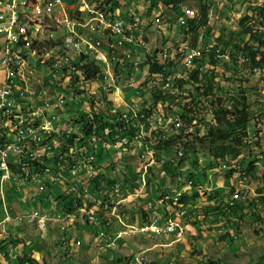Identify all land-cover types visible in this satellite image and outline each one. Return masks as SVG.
I'll use <instances>...</instances> for the list:
<instances>
[{"label":"rangeland","instance_id":"374dc122","mask_svg":"<svg viewBox=\"0 0 264 264\" xmlns=\"http://www.w3.org/2000/svg\"><path fill=\"white\" fill-rule=\"evenodd\" d=\"M117 1L121 9L127 5L132 6L136 3V0ZM221 1L222 6L217 10V18L211 22V26L207 28L206 33H212L217 38H220V41H217V45L221 50H226L225 53L230 54L234 43H238L240 40H247L248 38L245 34H239V27L237 25L239 20L246 14H252V9L255 6L264 4V0ZM221 1L219 0V4H221ZM141 3L147 8L144 16L148 20L156 13L160 12L161 14L160 21L156 25L148 23L149 27L146 28L148 47L150 49L158 52L161 50L160 46H162L170 51H176L178 46L186 42V27L180 23V8L173 9L164 6L159 8L160 4H156V6L152 4L149 7L148 2ZM182 4L197 6L195 0H186ZM21 7L28 6L21 5ZM141 11L142 8H139L138 12ZM101 20H112V12H101ZM40 21L43 25H51V16L47 13H40ZM262 24L263 26L258 27L260 34H264V19L262 20ZM89 32H94L96 35H106V42H103V47L107 48L106 46H108V51L104 50V48L103 51H100V61L108 62L110 60L111 45H113V40L116 39V32L111 30L110 24L97 26L96 23H85L82 26V33ZM227 40L230 42L228 46L225 44ZM30 45L31 48H37L40 53H48L50 39L42 38V43H39V33L31 32ZM216 51H220V49L217 48ZM238 54L241 56V53ZM200 55L191 54L189 68L190 72H192L193 67L194 70L196 68L199 69L201 72L200 76L203 77L207 72L209 73L208 70L211 67L208 64L207 58H199ZM58 56H62V60L67 62L68 67H75L73 53H65V49H58ZM217 56L225 58L224 60H230L231 55L217 54ZM141 57L137 72H134V69L130 67L132 63L129 65L115 64V78L119 80L123 76L124 86L122 91H112L109 86L98 88L95 85H88V94H84L86 99L83 105L73 104L69 107L66 101L55 100V98L60 97L61 91L54 87L51 81L44 80L43 75L38 76L37 79H31V87H40V82L44 80L41 84L40 94H33V102L53 103V108L59 109V113L62 114V121L51 122V129H59V134L63 132V135H70V128L83 127L82 124H75V122H81L83 120L82 116L85 115V113H82L81 107L86 108L89 115L88 118H92L94 113L98 114L97 111L105 112L107 110L108 112L111 111V108L120 112H127L126 104H129V107L137 108L139 111L142 108L150 109L151 116L150 114L144 116L141 113L140 122H147L149 119H155V121L144 126L143 131H140L138 137L134 133H129L128 136L130 137L117 134L113 138L114 140H112L110 133L100 134V141L106 142L105 147L107 148L106 150L103 146L102 154L104 155L102 156L106 157L105 159L110 162L109 165H118L120 163L118 166L123 170V172L116 170V172L121 173V175L118 173V180L115 177L114 179H110V175H104L102 171H107V169L102 170L97 162L100 155L99 152H92V154L85 155L84 157H81L80 153L69 155L72 156L71 164L76 163L72 169H79V166H84L92 172H96L90 177V186H96V180H92L94 176H101L104 180L100 179L101 183H105L108 179L112 180L113 189H122L121 184L123 183V185L127 186V192L128 187L131 186L134 179V174L140 172L138 176L147 175L151 181H146V185L151 184L153 186L150 185L151 190L157 188V186L160 187L153 194L152 198L156 200V205L162 210V213L159 214H164L166 221L175 220V212L172 211V205L169 202H174V204L180 206V198L186 199V204H181V208L185 211L177 217V225H184L180 226L179 229V236H183L180 240H174V237L162 234L154 235L139 232L135 234H123L120 238L116 239L114 248L108 249L109 253L114 254V258L112 257L107 261L105 257L106 250L104 253L101 251L99 256L96 253L95 256L99 257L101 264H134L133 258L137 255H140L145 260L143 264L152 261L157 264H264V193H258V189L264 192V69L254 68L248 65V63L244 64V61H241L239 57L237 62L228 61L229 66L226 68L223 65L224 61H221L216 66L215 71L218 73L223 72L224 77H220L219 80V76L215 72L214 79L219 80L223 91L230 90L233 92L240 88L246 93L250 102V110L253 112V119L247 124L249 131L248 145L242 147L240 154L234 156L233 153H230V156L224 160H212L208 153L209 145L199 144L195 140L196 137H201L206 132V122L210 124L214 123L209 105L211 97L205 99L201 96H195L194 98L195 90L191 84H186L182 89H179V87L177 89L175 85L176 80L186 77L185 71H178L174 76L172 87H168L169 93L166 96L169 98L167 97L161 105L156 103L155 98L159 93L153 84H148L149 79L147 77L149 72L147 64H144L145 60H148L149 57L148 55H142ZM196 58L199 59L194 64ZM176 61L179 64L181 63L180 59ZM48 63L53 68H60V60L57 55H49ZM86 64L84 52H76V67L79 69V67H83ZM99 68L101 69V66ZM126 76L136 77V79L131 82V79ZM228 77L231 79L226 80L225 78ZM7 78L8 85H13V87H8L5 96H8L9 99L12 98L11 103H14V108L29 110V119H37V111L33 110V102L30 101L31 93L23 92L20 100V85H15V82L18 80V70L15 67L7 68ZM60 78L61 71L52 72L53 81H60ZM100 79L98 77L95 80ZM152 81L162 82V74H153ZM131 83L132 85H129ZM62 84L65 87L67 80H64ZM44 88L49 93H45ZM85 90L86 83H75V91ZM65 93H67V90ZM76 101H79V99ZM95 102H98V104ZM183 104L196 109L195 120H192L184 129L181 128L182 121L180 119L181 115H179L181 111L180 106ZM106 107L108 109H105ZM153 110H155V115L152 114ZM7 114L12 120H19L18 110H12L11 114ZM124 115L122 116L126 122H133V114ZM7 118H0V125H7ZM20 124L22 126L26 125L25 128L28 127L29 132H22L23 128ZM10 130L23 133L20 138V145H23V147H27L26 145L30 147L31 145L32 150H42V143L31 141V134L35 138H43V141H53V134L47 133V128L41 124L11 122ZM157 130L164 131L167 134H183L187 137L186 140L182 139L180 142L175 143V145L173 144L163 150L157 146L159 138L153 133H156ZM96 133V126H92V132L89 134L85 133V135L94 136ZM72 137L75 141H83V133L81 131H72ZM126 138H130V142L128 141L127 143ZM0 140V148H5V146L12 147L13 137L0 136ZM98 140L99 137H90L91 144L96 143ZM67 143L61 142V154L53 153L55 157L64 160L63 155L67 156L69 153V149L68 153L64 151L68 146ZM118 145L123 147V151L120 152L112 149L116 152V155L112 152L107 157L106 153L109 149ZM138 145L141 148H138ZM36 156L38 160L44 161L42 164L48 165L49 163L45 160L51 158V151H42L36 154ZM116 157L118 158V162H116ZM251 163H254V165L249 170ZM61 165L59 164V166ZM194 165L196 167H193ZM39 169L38 166L39 182L42 183V176L50 175L51 170L48 173H44L43 170ZM130 173H133L132 176H130ZM30 177L31 174L26 179ZM158 180L160 183H158ZM55 181L57 183L60 182L56 177ZM161 181L165 183L161 184ZM33 183H37V176H35ZM143 183L144 181H142ZM13 186V184H6L3 195L0 196V218L4 217V213H10L11 208L16 210L17 203L7 195L8 193L12 194L11 187ZM65 187L67 188L65 192H73V185L66 184ZM104 187L105 185H101L99 191H94V201H101L102 198H105L104 203H102V211H113L114 198L113 196H108L111 188L104 195ZM203 191H206L207 194L204 195ZM33 192L34 190L31 189V197L36 196L33 195ZM212 192H216L217 194L213 200H209L208 196H213ZM234 193H237V196L232 198ZM67 195H69L67 202L75 203V194L67 193ZM56 197L57 195H53V198ZM54 205L55 203L52 201V208ZM234 205L236 207L229 208V206ZM18 209L22 213L23 210L21 208ZM117 209L119 208L117 207ZM84 210H94V202H85ZM148 210H151V206H148ZM143 211L146 215L143 214ZM143 211L140 208L129 212V209L123 207L121 210H118V213L124 224L138 225L149 219L151 212L144 209ZM145 216L147 217L146 219ZM28 219L30 222L36 221L38 223V214H29ZM42 219H49V213L42 212ZM82 219L87 220V223H95V219H90L89 216H82ZM112 219V226H115V230L111 231L126 229L117 218ZM14 221L12 220V222ZM17 223L19 225L22 221H17ZM73 223L74 225L77 224L76 221ZM98 223L99 225H103L105 221L100 219ZM12 224L4 223L2 226L4 229L6 227L9 229ZM22 224L25 229V222ZM55 224L58 226L59 234L54 236V240L52 241L47 235L41 236L40 231L43 233L47 232V225L45 223H38L40 231L36 228L35 224H29V230L24 237L26 240L30 239L29 243H31V247L40 253V258H42L41 264H92L90 260L95 252L86 258L85 253L88 251H85V249L81 250L76 242L73 243L77 239L67 238V240H62L61 238L64 234L60 232L59 223ZM156 225H158V231H167L169 223H161V218H153V224H145V231H156ZM16 227L14 228L16 229ZM113 234L115 233L109 235L114 236ZM93 236V241L87 242L88 246L92 247L91 252L95 250V247L97 249L98 247L99 249L102 248V241H99L96 235ZM6 239L0 241V249L6 250L8 248L10 251L6 254L2 252L1 257L3 258H6L12 249L10 246L4 244ZM13 240L9 238L8 242L11 243ZM63 246L66 248L61 252V247ZM3 254L5 255L3 256ZM19 259L20 257L15 259L14 263L10 262V264L18 263Z\"/></svg>","mask_w":264,"mask_h":264},{"label":"built area","instance_id":"2783aa9c","mask_svg":"<svg viewBox=\"0 0 264 264\" xmlns=\"http://www.w3.org/2000/svg\"><path fill=\"white\" fill-rule=\"evenodd\" d=\"M195 1H198L197 6L183 5V2L177 6L180 8V23L186 27L188 20L196 17L201 4L206 3L210 5L207 9L206 23L199 27L195 43L193 45L190 43L189 34L187 33L186 42L178 46L176 51H170L160 46L161 50L156 52L148 47L146 28L149 27L148 23L156 25L160 21L161 14L160 12L156 13L148 20L144 16L147 8L141 3L148 2L149 7L152 4L156 6V0H136L134 5H127L123 9H121L117 0H98V2H88L86 0H33V2H28V7H21V0H0V118H6L7 110H18L19 113V120L7 118V125H0V136L13 137L12 147L0 148V159H2L0 188L2 190V187L7 183L14 184L18 191L29 187V191L32 189L36 195L39 193L43 197L55 202L54 213L52 215L49 214V219H42V212L44 211L36 209L25 213H16L14 216L7 213L4 216L2 224L9 223L12 220L27 223L29 214H38V223H45L47 225V232L49 223H59L60 232L65 235L61 239L67 240L66 234L70 231L69 226H72L76 218L82 219V216H89L90 219H95L97 223L101 219L105 221L106 227L111 223L112 218H117L122 223L121 216L116 207L120 203H125L126 197H128V195L124 196L122 189H113V186H111V192H108V196H113V198L118 197V199H114L113 211H102V203H104L105 198H102L101 201H94V191H99V186L105 185V183H101L98 186H90V177L96 172H92L84 166H79V169H72V171H65V164H71V162H66V155H63V168H56L53 161V153H60L61 142H69L68 155L80 153L81 157H84L85 155L92 154V152H99L106 145V142L100 141V134L112 133V129L107 126L102 133L97 132L94 136H86L85 126H83L70 128V135H63V132L59 134V129H51V122H58L63 119L62 114L59 113V109H54L53 103H34L33 94H40L41 84L44 80L51 81L54 87L61 91L60 97L55 98V100L66 101L70 107L73 104H85L86 96L84 94H88V85H95L98 88L109 86L112 91L120 92L124 86L123 76L119 80L115 78V64L129 65L132 63L130 67L134 69V72H137L142 55H148L150 58L149 63L161 66L160 69L154 71L152 74H162V82H153L151 74L148 84H153L158 92H168V87H172L174 76L178 71H185L186 76L190 72L189 59L191 54H202L204 51L214 50V42H217V37L212 33L207 34L206 30L211 26V22L217 18V10L221 8L222 4H219V0ZM139 8H142L141 12H138ZM101 12H112V20H101ZM40 13H47L51 16V25H43L40 21ZM85 23H96L97 26L110 24L111 30L116 32V39L113 40V45H111L110 60L108 62L100 61V51H103V42H106V35H96L94 32L82 33V26ZM31 32L39 33V43H42V38L50 39L48 53H40L37 48H31ZM58 49H65V53L74 54L75 67H68L67 62L62 60V56H58ZM76 52H84L87 69L90 67L91 61H98L99 66H101L100 80L85 81L82 73L76 67ZM216 54L224 53L216 51ZM49 55H57L60 60V68H53L52 65H49ZM239 58L242 60L243 56L239 55ZM177 59L181 60L180 64L176 61ZM149 63L147 64L148 71ZM8 67H15L18 70V80L15 82V85H20V100L23 92L31 93L30 101L33 102V110L37 111V119H29V110L14 108V103L5 101V93L8 87H13V85H8ZM53 71H61L60 81L52 80ZM41 75H43L44 80L40 82V87H31V79H37ZM133 78L134 80L136 79V77ZM64 80H67L65 87L62 84ZM77 82L86 83V90L75 91V83ZM66 90L67 93H65ZM44 92L49 93L46 90ZM77 99L79 101H76ZM95 103L98 104V102ZM81 109L83 110L82 113L88 116L86 108L81 107ZM114 110L111 108V111ZM111 111H105V113L110 115ZM181 113L182 110L179 115ZM124 114H133L132 125L124 126L126 130L124 134L127 136L129 133H134L138 137L140 131H143L144 126L155 121V119H149L147 122H140L141 112L134 107H132V111L122 112V115ZM152 114L155 115V110H153ZM11 122L41 124L47 128V133L53 134V141H43V138H35L31 134V141L42 143V150H31L29 149V145L27 147H20V138L23 133L10 130ZM91 126L96 125L94 123ZM72 131H81L83 133V141L73 140ZM90 137H99V145H90ZM128 141L130 142V138H127V143ZM139 146L138 148H141ZM112 149L120 152L123 151L121 145L111 148V153L114 152L116 155V152ZM42 151H51V161L48 162L51 166V174L58 181L67 182V185H73V192H65V189H49L46 184L39 182V173H35L37 183H31V185L22 184L21 174L28 173V170H33L24 165V158L34 159L35 154ZM12 161H20V168H12ZM118 165H109L111 170L107 171L110 172V179H114V166ZM102 172L104 175L106 174V171ZM124 190L126 192L127 188ZM51 191H60V195H64L65 197L61 200L51 198ZM67 193L75 194V203L67 202ZM236 196L237 193H234L232 198ZM57 201L58 203H56ZM85 202H94V210H84ZM171 205L172 211L175 212V220L173 221H166L164 214L160 215L156 210V212H153L154 207L151 206V210H148L151 213L146 222L143 221L138 225L122 223L126 229L109 233H115L113 234L114 236L109 235L106 229L100 228L96 230L94 235H99V241H102V248L100 250L107 251L110 248H114L116 239L120 238L123 234H135L138 232L154 235H170L174 237V240H180L183 236H179V229L180 226L184 225H177V217L183 213L182 206L174 207L177 205L174 202ZM153 218H161V223H170V231H158V225H156V231L146 232L145 224H153ZM3 235L4 230L0 227V241L5 239ZM46 235L41 234L43 237ZM74 242L78 245L80 244L78 239ZM0 252L1 255L2 249ZM112 257L114 258V254L106 252L107 261ZM19 260L16 264H27L26 258ZM133 260L134 264H143L145 261L140 255L135 256ZM95 264L101 263L96 259Z\"/></svg>","mask_w":264,"mask_h":264},{"label":"trees","instance_id":"16d2710c","mask_svg":"<svg viewBox=\"0 0 264 264\" xmlns=\"http://www.w3.org/2000/svg\"><path fill=\"white\" fill-rule=\"evenodd\" d=\"M164 7H171L176 9L178 4L185 1V0H160ZM210 5L209 4H201L200 10L197 12L196 17L190 18L187 22L186 27L188 29L185 30V33L189 34L190 43L193 45L195 43L196 35L198 33L199 27L205 25L207 20V9ZM264 19V4L255 6L252 9V14L244 15L238 22L239 27V34H245L248 36L247 40H240L238 43H234L232 45L230 60H223L222 58L217 57L215 50L204 51L200 58L206 57L208 60V64L210 65L211 69H209V73L207 72L203 77L200 76L201 72L199 69H193L192 72L187 74L186 77H183L178 80V87L182 89V87L186 84H191L194 87L195 96H201L205 99H209L212 119L214 121L213 124L208 122L205 123L206 125V132L201 137H196L195 140L198 141L199 144H207L209 145L208 153L211 159H220L224 160L230 156V153L235 156L239 155L241 152L242 147L247 146L248 138H249V131L247 129V124L253 119V112L250 110V102L248 101L246 93L238 88L231 92L230 90L223 91V88L219 84L220 77H224L223 72L218 73L215 71L216 66H218L221 61H224L223 65L226 68L229 66V62L234 61L237 62L238 53H241L244 61L243 63H248V65L264 69V34H260L258 27L263 26L262 20ZM220 38H217V41ZM225 44L228 46L230 44L229 40L225 41ZM218 46V45H217ZM216 47V46H215ZM215 47L213 49H215ZM222 53H225L226 50H221ZM199 59V58H198ZM149 60H145L144 64H148ZM229 61V62H228ZM161 66L157 64L149 63V75L147 79H150L151 74L160 69ZM200 68V67H199ZM79 72L82 73V77L85 78L87 81H92L97 79L98 77L101 78V70L98 65L91 62L90 67L87 69V64L83 67H79ZM217 73L219 76V80H215L214 73ZM153 75V74H152ZM226 80H230L231 78H225ZM217 93V94H216ZM167 94H158L155 98V102L157 103L159 100L165 101L168 96ZM169 98V97H168ZM182 113L180 119L182 121L181 128H186V125L190 124L192 120H195L194 116L196 109L192 106H188L187 104H183L180 106ZM105 109H108L106 107ZM107 111V110H106ZM144 116H148L151 113L150 109L142 108L140 110ZM98 114L94 113L93 118L86 117V114L82 116V121L75 123L82 124L85 126V133L89 134L92 132V126L94 123L96 125V130L98 133H102L104 129L108 126L112 129V133H110L111 139H113L117 134L123 135L126 133L124 126H128L129 124L125 122L123 119L120 118L121 113L119 110L111 111L110 115L106 114L103 111H97ZM87 118V119H86ZM121 119V120H120ZM154 135H157L159 140L157 146L160 149H166L175 143L180 142L182 139L186 140V135L172 133L167 134L164 131L157 130L156 133L153 132ZM72 139H74L72 137ZM1 141V140H0ZM69 145V142H68ZM65 152H68V146L64 149ZM184 159V158H182ZM181 159V160H182ZM100 161V157L97 162ZM254 163L249 165V170L253 168ZM193 167H196L195 165ZM12 168L15 166L12 164ZM30 168V167H29ZM31 171V170H30ZM137 174V173H136ZM135 174V179L139 177L138 174ZM96 180V186L100 185L102 181L101 176H94L92 180ZM102 179V181H99ZM32 181H28L27 183H22L24 185H31ZM113 185L112 180L105 181L104 187V195L106 191L111 188ZM258 193L261 194L262 192L258 189ZM203 194L206 195L207 192L203 191ZM213 196H208L209 200H213L215 198L216 192H212ZM12 197V195H10ZM65 196L60 195L58 200L63 199ZM261 197V196H259ZM263 199V198H262ZM231 201V200H230ZM229 201V203H230ZM58 203V201H57ZM172 204L171 202H169ZM185 203L186 199L180 198L179 204ZM60 204V203H59ZM180 204V205H181ZM184 204V205H185ZM232 204V203H230ZM188 205V204H187ZM228 205V204H227ZM156 211H158V206H153ZM174 207H179L175 205ZM236 207L229 206L230 209ZM164 209V208H163ZM143 211V209H141ZM183 210V209H182ZM162 213V211L158 212ZM143 214L144 211H143ZM146 215V214H145ZM147 217L145 216V219ZM144 220V219H143ZM29 264H41L34 260L31 257H25ZM23 259V258H20ZM129 264V263H128ZM147 264H157L156 262L152 261Z\"/></svg>","mask_w":264,"mask_h":264},{"label":"crops","instance_id":"0c3cea01","mask_svg":"<svg viewBox=\"0 0 264 264\" xmlns=\"http://www.w3.org/2000/svg\"><path fill=\"white\" fill-rule=\"evenodd\" d=\"M86 1L98 2V0L97 1L96 0H86ZM197 3H198V1L196 2V5H197ZM156 4H160L159 8H162V6H163L162 3L160 2V0H156ZM106 47L107 48H105V47H103V48H104V50L108 51V46H106ZM107 170L110 171L111 169L107 168ZM118 173L121 175L120 172H117L114 176L117 180H118L117 177L119 175ZM132 174L133 173H130V176H132ZM105 175L109 176L110 172L106 171ZM134 177H135V174H134ZM142 181H144L143 184H142ZM146 181L147 182L151 181L147 175H142V176L137 177V179H135V178L133 179L131 186L128 187V192L127 191L125 192V190H123L124 196L128 195V197H126L125 203H120V205L116 206L119 208L118 210H121L123 207H125L126 209H129V212H131L132 210H135V209L138 210L140 208L148 211V206L149 207L150 206L156 207V200H153L152 197H153V194L160 187L157 186V188H153V190H151L152 185L151 184H150L151 186L148 184L146 185V183H147ZM158 183H160L159 180H158ZM163 183H165V182L161 181V184H163ZM121 185H122L121 186L122 189L127 188V186L123 185V183ZM28 189H30V188L27 187L25 190L18 191L16 189L15 185L13 187H11L12 194L8 193L7 195L11 200H15V202L17 203V207H16V210H14L12 208L13 212L10 214L14 216L15 213L19 212L18 208H21L23 210V212H29V211H31L30 209H32V210L39 209L40 211H44V212H47L50 215H52L54 213V210H55L54 207L52 208V200L49 198L43 197L39 193L36 195V193H34V192H33V195H36V196L31 197L30 191ZM10 195H12V197ZM114 199L117 200L118 197H114ZM32 206H35V207H32ZM160 211H162V210L160 208H158V212H160ZM184 211L185 210H183V212ZM154 212H156V211H154ZM4 216H5V213H4ZM3 219H4V217L0 218V227L4 230L3 236H5V239L7 238L6 241L4 242V244L6 246H10L12 249H11V252L6 256V258L1 257V255H0V264H10V262L14 263L15 259H17L19 257L23 258L26 256L31 257L34 260H36L37 262L41 263L42 258H40V253L36 252V249H33V247H31V243H29L30 239L26 240L24 238L27 235V231L29 230L28 229L29 224L25 223L26 226L24 229L22 223L18 225V223L16 221H14V222L11 221V222H9V223H13L11 225V227L9 229H7V227H6V229H4L2 226ZM75 221L77 224L74 225V223H73V225L70 227V231L67 232L66 235L68 238H74L75 240L78 239L80 241L79 248L81 250L85 249V251H88L87 253H85L86 258H88L90 254L95 252L91 256V260H90V262H92V264H95L96 259L99 261V257L95 256V254L97 253L99 256V253L101 252V250L99 249V247H98V249H97V247H95V250L91 252L90 250L92 249V247H89L87 242H89L91 240L93 241V237H94L93 235L96 232V230H99L100 228L103 227V229H106L108 233H111V232H115V231H111V230H115V228H114L115 226L114 227L112 226V224H113L112 221L107 227L105 224L99 225V223H97V222H95V223L94 222H88L87 223V220H83L80 218H76L74 220V222ZM15 226H17L16 229L14 228ZM57 227L58 226L55 223L51 222L48 224V232L46 233V231H45V233L47 234V237L51 241L54 240V236H57V234H59ZM72 236H74V237H72ZM9 238L14 239L15 241L13 240V242L9 243L8 242ZM85 240H86V243H85ZM65 248H66L65 246L61 247V249H62L61 252H63ZM33 250H35V251H33ZM0 251H1V249H0ZM9 251L10 250L7 248L6 250H3L2 252H4L6 254ZM102 252L104 253V251H102ZM107 253H108V250H107ZM5 254H3V255H5ZM83 254H82V256H83ZM83 259H84V257H83ZM54 264H57V263H54ZM89 264H91V263H89Z\"/></svg>","mask_w":264,"mask_h":264},{"label":"bare ground","instance_id":"6f19581e","mask_svg":"<svg viewBox=\"0 0 264 264\" xmlns=\"http://www.w3.org/2000/svg\"><path fill=\"white\" fill-rule=\"evenodd\" d=\"M221 1V0H220ZM28 2H33V0H21V5L23 6H28ZM221 4H222V1H221ZM49 15V14H48ZM216 46V47H215ZM214 47H215V53H216V49L217 48H219L220 49V51H221V48L219 47V46H217V42H214ZM209 51V50H208ZM202 55V54H201ZM201 55H200V57H201ZM217 55V54H216ZM224 55H228L229 56V54L228 53H224ZM199 57V58H200ZM217 57H219V56H217ZM220 58V57H219ZM198 58H196L195 59V61H194V64H195V62H196V60H197ZM223 60L225 59V58H222ZM226 60H228V59H226ZM93 63H95L96 65H99V63H98V61H94ZM192 69H194V67L192 68ZM101 70V69H100ZM101 74V73H100ZM130 79H131V82L132 81H134V78L133 77H129ZM179 79H181V78H179ZM178 79V80H179ZM178 80H176V82H175V85H176V88L178 89V85H177V83H178ZM129 85H132V83L131 84H129ZM159 94L160 93H162V94H168L169 92H158ZM11 100H12V98H10L9 99V97L8 96H5V101H7L8 103H11ZM162 102L163 101H161V100H159L157 103L158 104H162ZM126 106H127V111H131L132 110V107H129V104L127 105L126 104ZM7 113H9V114H11L12 113V110H7L6 111V117H8L9 118V116H8V114ZM121 113V116H120V118L121 119H123L124 117H126L127 118V116H125L124 115V117L122 116V112H120ZM129 115H131V114H129ZM87 117H89V115L87 116ZM143 118V117H142ZM2 119V118H1ZM120 119V120H121ZM123 121H124V119H123ZM125 122H126V120L124 121V123H123V125L125 124ZM75 123H77V122H75ZM129 124L128 126H131L132 125V121H127L126 122V124ZM1 124V123H0ZM21 125V124H20ZM24 125V124H23ZM22 126V125H21ZM26 126V125H25ZM25 126H22V128H23V130H22V132H29V129H28V127H26L25 128ZM20 131V130H19ZM140 134V133H139ZM123 135H126V134H123ZM90 136V135H89ZM101 137V136H100ZM116 137V136H115ZM114 137V138H115ZM28 138H30V137H28ZM127 139V138H126ZM112 140H114V139H112ZM123 140V139H122ZM7 142V141H6ZM26 142V141H25ZM8 143V142H7ZM21 143V142H20ZM99 143V140L96 142V143H90L91 145H99L98 144ZM68 144V143H67ZM8 145V144H7ZM27 146V145H26ZM69 146V145H68ZM11 146H8V147H6L5 146V148H10ZM20 147H23V145H20ZM104 148L107 150V148L104 146ZM29 149H31V145H30V147H29ZM69 149V148H68ZM32 150V149H31ZM102 152H103V148H101L100 149V151H99V153H100V155H104V154H102ZM66 153H68V152H66ZM111 153V149H109V151L106 153V155H107V157L109 156V154ZM55 154V153H54ZM54 154H53V161H54V166L56 167V168H63L64 167V160H61L59 157H55L54 156ZM86 158V157H85ZM104 158H106V157H104ZM46 159V158H45ZM63 159V158H62ZM116 159V162H118V158L116 157L115 158ZM40 160H38V158H37V156H36V154H35V158L33 159V158H24V165L26 166V167H30L29 169H33V170H28L29 172L28 173H25V175H23V173L21 174V181H22V183H27L28 184V181H32L33 182V180H34V178H35V173H38L37 172V169H38V166H39V170H43L44 171V173H48V172H50V170H51V166H50V164H48V165H46L45 163L44 164H42L44 161L42 160V161H40ZM46 162H50L51 161V158L50 159H47V160H45ZM66 162H72V156H69L68 154H67V156H66ZM12 164L15 166V168H20V161H12ZM59 164H62L61 166H59ZM87 164V163H86ZM43 165H45V166H43ZM74 165H76V163H72V164H65V171H72V167L74 166ZM46 167V168H45ZM2 168V159H0V169ZM38 170V171H39ZM116 170H118V171H120L121 170V167H119V166H114V174H116L117 172H116ZM122 172H123V170H121ZM31 174V177L30 178H28V179H26L29 175ZM41 180H42V183L43 184H46L47 186H48V188L49 189H51V190H62V189H67L65 186H66V184H67V182H62V181H60L59 183H57L56 181H55V176L54 175H52V174H50V175H43L42 176V178H41ZM101 184V183H100ZM101 186V185H100ZM100 186H99V188H100ZM116 186V185H115ZM114 186V187H115ZM51 194H52V197L51 198H53V195H57V197L56 198H58L59 196H60V191H51ZM68 196L69 195H67V199H68ZM178 221V220H177ZM27 223H29V224H35V226L37 227V229L39 230V228H38V223L36 222V221H34V222H30L29 221V219H28V222ZM40 231V230H39ZM167 231H170V223H169V226H167ZM40 233L41 234H44L43 232H41L40 231ZM47 233V232H46ZM45 233V234H46ZM97 236V238H99V235H96ZM3 250H5V249H2V251ZM27 264H29V262L27 261Z\"/></svg>","mask_w":264,"mask_h":264},{"label":"clouds","instance_id":"9594fccd","mask_svg":"<svg viewBox=\"0 0 264 264\" xmlns=\"http://www.w3.org/2000/svg\"><path fill=\"white\" fill-rule=\"evenodd\" d=\"M186 1V0H185ZM177 9V8H176ZM99 157H100V161L98 162V164H99V166H100V168L102 169V170H106L107 168H109L110 166H109V163L110 162H108L102 155H99L98 156V159H99ZM7 184H11V183H7ZM6 185V184H5ZM5 185L2 187V190H1V188H0V196H2L3 195V192H4V187H5ZM15 190V189H14ZM122 190H124V189H122ZM5 197H7L6 195H5ZM55 203V202H54ZM57 203V202H56ZM30 210H32V209H30ZM13 211H12V208L10 209V213H12ZM23 212V211H22ZM18 213H21V212H18ZM25 213V212H24ZM6 214V213H5ZM16 214V213H15ZM23 223V222H22ZM26 223V222H25ZM27 224H29V223H27ZM23 258H25V257H23Z\"/></svg>","mask_w":264,"mask_h":264}]
</instances>
